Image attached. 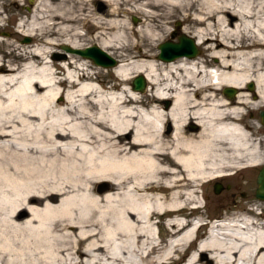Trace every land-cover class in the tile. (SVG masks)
<instances>
[{"label": "bare ground", "instance_id": "1", "mask_svg": "<svg viewBox=\"0 0 264 264\" xmlns=\"http://www.w3.org/2000/svg\"><path fill=\"white\" fill-rule=\"evenodd\" d=\"M14 17L35 44L0 35V264H178L188 249L182 264H264L256 214L196 243L201 219L174 216L201 205L204 181L264 158L242 112L264 106V0H30ZM172 33L202 53L158 58ZM88 41L122 59L118 91L86 57L48 58ZM137 73L147 95L126 83ZM156 216H174L167 240Z\"/></svg>", "mask_w": 264, "mask_h": 264}, {"label": "rangeland", "instance_id": "2", "mask_svg": "<svg viewBox=\"0 0 264 264\" xmlns=\"http://www.w3.org/2000/svg\"><path fill=\"white\" fill-rule=\"evenodd\" d=\"M29 1L30 0H28V2H23L21 0H17L15 4L11 3L9 0H6L4 2L0 1V6H3L5 8V12H3L4 15L3 14L2 15L8 16L7 19L2 21L0 24V35L7 38L8 41H12L13 44H16V45L20 44L23 46H27V44L28 45L35 44V42L31 39H29L28 41H24V37H26V35L19 34L20 29L18 28V21L14 17V15L16 14V11L18 10L27 11V9L29 8ZM129 20L135 23L137 21V17L135 15H129ZM84 29L93 30V27L90 24H86L84 26ZM178 34L179 33H173L172 36L169 35V37L166 39L176 41ZM91 44L92 42L88 41L86 43H82L80 47L82 46L84 47L85 45H91ZM48 48H49L48 58L50 59L52 58L53 52L62 53V51H64L60 47V45L57 43L50 44V47ZM197 48H198V52H197V55H198L202 53V47L198 45ZM10 49L11 47L8 48L7 46H4V44L0 43V55L2 56L3 60H9L10 58H12L11 56L12 53H9ZM158 51L159 50L157 48V52ZM111 56L115 57L116 60L118 59L122 60L120 57L115 56L113 54ZM128 60H129L128 58L127 59L125 58V60L123 61L127 62ZM110 67L111 66H107V67L99 66L98 69L92 68L94 71H96V73H93L91 75V78L93 77L92 79H94V81L97 84H100L102 88H104L105 90H108V87L110 85H112L113 83H116V89H113V90L118 91V89L122 87L123 85L118 84L119 80L111 72ZM58 76H61V75L58 74ZM126 83H128V86H130L129 77L126 79ZM145 88H146V84H145L143 91H138L142 93V96L147 95ZM56 99L60 100V97H57ZM244 110L245 111L242 110V112H244L243 114H244L245 120H248L249 122H251V118L253 120H256V117L254 116V114H257V113L254 110L253 111L246 110V109ZM250 112L252 116L250 115ZM261 136H262L261 138H262L263 143H261V139H260L259 140L260 146L258 147L259 149L262 150V153H263L262 155L264 156V131ZM262 161H263L262 163H264V158ZM257 169H258V165L257 166L248 165V166L233 167L230 169L228 168V169L222 170L223 172L218 177L213 178L212 180L211 179L206 180L202 183L200 187H197L196 194L200 200L201 205L197 209H193L189 211L188 207L193 206V203H189L187 204L186 209H184L182 212H179V213L186 212V214H189L186 216L187 220H191L192 218L193 219H196V218L205 219L210 216L223 215V214L226 215L230 213V216L243 215V214H248V215L256 214L258 216L259 221H264V200L256 198L253 194L254 187H255L254 178H255ZM214 181H218L222 186V188L217 192H214L212 189ZM225 185H228V186L225 187ZM259 212H260V215H258ZM176 215L177 214H175L174 216ZM174 216L172 217L166 216L163 218H159L157 216L155 217L154 221H156V223L159 224V228L157 227L156 228L157 230H159L160 238L167 240L170 237L168 235L169 231H167L168 228L164 226L165 225L164 223H166L168 218H173ZM203 230H204V225H201L200 228L197 230V236L203 235L204 234ZM192 246L194 247L195 245L193 244ZM189 253H190V249L182 253V258L178 261V264H182L183 260L186 258V256Z\"/></svg>", "mask_w": 264, "mask_h": 264}, {"label": "water", "instance_id": "3", "mask_svg": "<svg viewBox=\"0 0 264 264\" xmlns=\"http://www.w3.org/2000/svg\"><path fill=\"white\" fill-rule=\"evenodd\" d=\"M28 39L29 38L27 36L24 37V41H28ZM60 47L66 52L79 54L90 59L94 64L103 67L112 66L116 63V59H114V57L94 44L85 45L84 47H71L69 45L63 44ZM157 48L159 50L157 57L164 60H169L179 55L193 56L198 52L193 39L182 33L177 35L176 41L164 39L158 43ZM52 55L53 57H64L63 53L59 52H53ZM145 84V77L141 73L133 75V77L130 79V87L133 90L143 91ZM248 87L250 88L251 85L248 84ZM222 91L226 96L231 97L234 89L232 87H224ZM259 116L261 122L264 124V108L259 111ZM254 182V196L258 199L264 200V163L259 166L255 174ZM227 186L228 185H225V187ZM221 188L222 186L218 181L213 182L212 189L214 192L219 191Z\"/></svg>", "mask_w": 264, "mask_h": 264}, {"label": "flooded vegetation", "instance_id": "4", "mask_svg": "<svg viewBox=\"0 0 264 264\" xmlns=\"http://www.w3.org/2000/svg\"><path fill=\"white\" fill-rule=\"evenodd\" d=\"M164 104V103H163ZM164 106V105H163ZM264 108V106L263 107H261V108H259L258 110H256L255 112L257 113V114H254V116L256 117V120H253L252 118H251V124H252V126L253 127H251L252 129L250 130V128L248 129V130H250L251 131V137L252 138H258L259 137V140L261 139V143H263V141H262V133H263V131H264V124L261 122V119H260V116H259V111L261 110V109H263ZM250 115L252 116V114H251V112H250ZM253 121V122H252ZM256 127L258 128V132L256 133ZM256 135V136H255ZM263 161H261V163H259V164H256V165H254V166H257L258 165V168H259V166L261 165V164H263L262 163ZM252 166V165H251Z\"/></svg>", "mask_w": 264, "mask_h": 264}]
</instances>
